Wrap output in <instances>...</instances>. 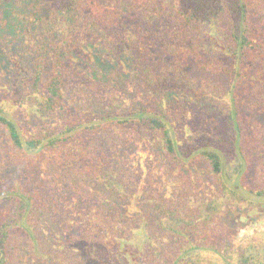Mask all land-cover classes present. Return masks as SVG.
Masks as SVG:
<instances>
[{
	"label": "trees",
	"instance_id": "1",
	"mask_svg": "<svg viewBox=\"0 0 264 264\" xmlns=\"http://www.w3.org/2000/svg\"><path fill=\"white\" fill-rule=\"evenodd\" d=\"M16 1L34 31L16 39L22 40L19 52L28 61L19 75H27L23 81L32 86L31 103L43 126L36 133L25 130L26 121L11 115L0 99V163L23 171L36 167L39 183L50 190L45 197L49 208L71 209L56 192L60 186L73 197L86 193L85 199L80 196L86 201L81 206L73 198L75 210L90 202V210L80 209L90 223L115 226L125 239L141 237V264H205L203 243L213 238L214 225L223 222L227 211L235 204H253L252 197L264 201V130L252 134L244 117L252 96L264 109V87L248 86L249 79L264 86V27L258 30L264 0H177L165 12L157 0H55L57 13L46 19L35 0ZM145 5L150 15H144ZM0 15L1 25L8 20ZM85 37L100 41L85 51ZM6 43L14 48L12 41ZM146 43H155L148 58L142 55ZM0 55L1 61L11 56ZM131 72L142 79L133 81ZM220 80L231 83L224 87ZM130 84L140 97L130 98ZM228 94L230 100L217 109ZM195 96V115L225 122L220 136L195 139L181 129ZM83 103L85 119L75 121L67 108L75 114ZM122 145L157 160L184 201L154 195V186L137 171L141 166L123 162L120 171L107 156ZM82 150L97 163L92 175L85 168L90 160L81 161ZM249 177L252 184L246 182ZM201 183L214 191L198 197ZM144 185L148 190L141 189ZM16 190L0 191V201L16 202L0 226V264H11L14 228L36 236L28 219L37 213L34 196L9 195ZM135 196L143 197V208L133 215L128 201L138 202ZM53 210L58 212H44L53 215ZM225 264H264V240L247 242Z\"/></svg>",
	"mask_w": 264,
	"mask_h": 264
},
{
	"label": "rangeland",
	"instance_id": "2",
	"mask_svg": "<svg viewBox=\"0 0 264 264\" xmlns=\"http://www.w3.org/2000/svg\"><path fill=\"white\" fill-rule=\"evenodd\" d=\"M177 0H157V4L161 5V9L164 12L169 8L175 5ZM35 3L38 6V14L43 16L45 19L50 17H55L57 13V5L55 0H35ZM2 9V10H1ZM24 8L21 6L20 1L16 0H6L3 4L0 2V12L2 11L5 15L7 22L3 21L0 25V54L4 53L9 60H0V99L6 101V104L10 106L11 115L17 116L18 118L24 119L26 121L25 130L32 131V133L39 132L43 126V119L41 118L37 107L32 105V96L29 95L31 91V84L25 83L23 79L27 77H22L20 73L25 72V69L28 66V61L25 60L24 55L19 52V45L22 44V40L18 41L20 36H32L34 31L29 25V17L25 16ZM144 15H150L149 6L145 5L143 10ZM9 15V19H8ZM142 16V15H141ZM3 18L0 15V23ZM258 25V30L263 31L264 22ZM20 35V36H18ZM20 37V38H21ZM10 40L13 42L14 48L10 47L6 42ZM100 41L93 37H85V51H90V49L95 46L96 42ZM98 45V44H97ZM100 46V45H99ZM155 46V43L144 44L142 47L143 57H149L152 55L153 50L151 47ZM208 47V46H207ZM218 48L220 46L217 45ZM217 47H212L215 50H219ZM209 48V47H208ZM9 53V54H8ZM1 56V55H0ZM23 56V57H22ZM51 73V70H48ZM43 76L41 81L40 90L43 92L46 90L48 74ZM129 73V69H126V73ZM133 81H136L138 78L137 74L131 72ZM222 86H227L231 83L230 80L221 81ZM248 82H251L250 86L253 89L256 85L259 87H264L258 80L249 79ZM21 84V87L19 86ZM130 84L132 88V94L130 98L140 97L137 94L138 88ZM17 91L19 96L14 92ZM223 90V89H221ZM29 91V92H28ZM194 91V90H193ZM264 94V90H261ZM197 93V92H196ZM197 95V94H195ZM200 97V95H198ZM196 98H192L188 103H190V113L184 116L186 119L181 125V129L185 130L189 136H192L195 139L199 138H215L220 136L223 132L225 122H221L217 116L208 117L205 115H195L196 107L194 104H191L193 101H198ZM230 100L229 94L224 98H220L218 101L217 109H220V103H223L224 100ZM250 102V106H247L246 111L244 112V117L246 123L251 128L252 134L255 132H260L264 130V109L261 106L256 105L255 99ZM83 103L79 110H75V114H71L73 109L67 108V111L70 112L75 121L81 122L85 119L86 115L84 113ZM253 104V105H252ZM250 107V108H248ZM77 109V108H76ZM222 110V109H221ZM69 114L68 116L71 117ZM187 115L188 118H187ZM179 129V128H178ZM4 133H0V154L2 147V139ZM139 151V150H138ZM130 151L129 148L123 149L122 146H117L113 148V151L108 153V156L113 164H119V170L121 171V165L123 162L130 164L133 167L141 166L143 170L139 168L138 172L141 171L144 178L147 179V183L154 186L153 192L156 196H175V202L182 203L184 201V196H181L173 185L169 186L168 178L165 169L158 164V161L153 157H148L146 153L141 151ZM83 160L93 159L86 152L82 150ZM147 160L150 165L147 164ZM88 170L89 174L93 173L92 170L97 168V163L92 160L89 162V167H85ZM36 167H33L32 170L23 171L8 169L5 165L0 163V191L18 189L14 192H10L9 195L19 196V193L22 195L33 194L36 201L35 210L37 213H33L31 217H28L30 220V229L36 235L33 237L29 233V229H24L21 227L14 228L12 230L11 236V252H9V259L11 264H141L142 256L145 250L140 244V239L128 238L125 239L123 236L118 234L115 226H110L105 223H95L91 220V223L85 218V215L81 212L80 209L90 210V207L93 206L90 202L82 206V208L76 211L74 208V199L76 198L80 206L84 201L80 200V196L88 197L86 193H80L77 197L68 192L66 189L60 188L56 191L57 194H61V202L65 205L66 208L70 209L67 212L62 211L63 209L59 207H53L58 209V212L50 215L48 212H44L48 209H54L52 206L49 208L47 202L45 201L46 194L50 193V190H45L43 184L39 183L41 181L39 178V171L35 170ZM261 174L264 177V168L262 169ZM246 182L249 184L253 183L251 177L246 179ZM205 183V181H204ZM201 183L200 186L202 189L198 192L196 191L198 197L209 194L214 191L208 186ZM38 185V194H35ZM44 188V189H43ZM146 188L144 185L141 189ZM150 191H152L150 189ZM83 194V195H81ZM149 195V194H148ZM137 200L133 201L131 198L128 203L132 207L130 209V214L141 211L140 207L142 204L139 202L143 197H138ZM189 197V196H188ZM191 197V195H190ZM192 198V197H191ZM193 199V198H192ZM254 200L253 204H248L244 206H235L227 211L224 216L223 222L219 225H214V234L212 239L207 238L203 243L204 249L202 250L201 260L205 264H225L226 261L231 260L234 256L240 252L243 245H246L247 242L251 240H264V201L261 202L258 198H251ZM188 198L186 199V201ZM147 201V200H145ZM86 202V201H85ZM136 202V203H135ZM52 203V202H51ZM196 203V199L192 201ZM16 202L13 199H3L0 201V226L3 221L9 216L15 209ZM74 208V209H73ZM143 208V207H142ZM51 211V210H50ZM120 211H123V206ZM36 215V216H35ZM29 223V222H28ZM137 230L136 232H138ZM139 236H145L142 231L139 232Z\"/></svg>",
	"mask_w": 264,
	"mask_h": 264
}]
</instances>
